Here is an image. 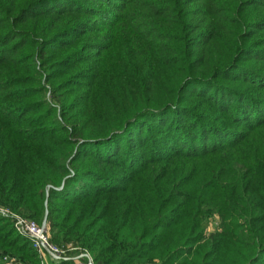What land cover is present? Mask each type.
Returning <instances> with one entry per match:
<instances>
[{
	"label": "trees",
	"instance_id": "obj_1",
	"mask_svg": "<svg viewBox=\"0 0 264 264\" xmlns=\"http://www.w3.org/2000/svg\"><path fill=\"white\" fill-rule=\"evenodd\" d=\"M0 206L94 264H264V0H0Z\"/></svg>",
	"mask_w": 264,
	"mask_h": 264
},
{
	"label": "built area",
	"instance_id": "obj_2",
	"mask_svg": "<svg viewBox=\"0 0 264 264\" xmlns=\"http://www.w3.org/2000/svg\"><path fill=\"white\" fill-rule=\"evenodd\" d=\"M0 218L8 219L14 231L25 238L36 255L39 257L38 264H43L40 257H47L54 262L71 261L72 264H94L91 255L85 249H78L69 245L61 246L49 240L46 230L45 217L40 222H35L18 213L12 212L6 207L0 206ZM2 264H23L22 262L10 258L5 254L0 255Z\"/></svg>",
	"mask_w": 264,
	"mask_h": 264
},
{
	"label": "rangeland",
	"instance_id": "obj_3",
	"mask_svg": "<svg viewBox=\"0 0 264 264\" xmlns=\"http://www.w3.org/2000/svg\"><path fill=\"white\" fill-rule=\"evenodd\" d=\"M35 69L36 70H38V72H39V74H38V83L41 85V87L43 88V100H44V102L47 104V105H49V106H51L52 108H54V117H55V119L58 121V122H63L62 121V118L58 115V113H57V108H58V103L54 100L55 98H53V95H54V92L52 91L53 90V84H52V86L50 85V83H52L51 81H48L47 79H46V75H45V73L43 72V70L40 68V65L38 64V62L36 61L35 62ZM13 212V211H12ZM23 216V215H22ZM43 216H44V214H43ZM25 217V216H24ZM42 219V218H41ZM32 220V219H31ZM7 221H9L8 219H7ZM10 222V221H9ZM10 224H11V222H10ZM12 226V225H11ZM214 227H215V221L214 220H210V225L208 226V228L206 229V231H209L210 229H214ZM14 230V229H13ZM15 232V231H14ZM16 233V232H15ZM17 234V233H16ZM18 235V234H17ZM20 236V235H19ZM20 237H22V236H20ZM23 238V237H22ZM25 239V238H24ZM57 245V244H56ZM67 245H69V244H67ZM70 246V245H69ZM71 247H74V248H76L75 249V251H77L78 249H85V248H81V247H76V246H71ZM86 250V249H85ZM2 254H4V253H2ZM1 253H0V255H2ZM90 254V253H89ZM5 255H7L8 257H10V258H14V259H16V260H20V259H17L15 256H13V255H10V254H5ZM91 255V254H90ZM41 259H40V261H42L43 262V264H51L52 262H51V260H49L47 257H43V256H41L40 257ZM37 259H38V262H39V257L37 256ZM71 262V261H70ZM72 263V262H71ZM0 264H2V263H0ZM38 264V263H37Z\"/></svg>",
	"mask_w": 264,
	"mask_h": 264
}]
</instances>
